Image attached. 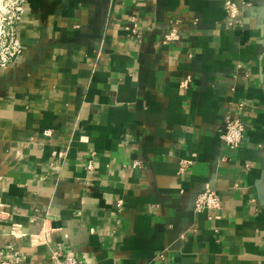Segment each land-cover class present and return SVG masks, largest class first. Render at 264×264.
Wrapping results in <instances>:
<instances>
[{"label": "crops", "instance_id": "0c3cea01", "mask_svg": "<svg viewBox=\"0 0 264 264\" xmlns=\"http://www.w3.org/2000/svg\"><path fill=\"white\" fill-rule=\"evenodd\" d=\"M18 34L0 70L6 258L264 264V0H27ZM228 117L247 126L236 150ZM206 190L220 209H195Z\"/></svg>", "mask_w": 264, "mask_h": 264}, {"label": "built area", "instance_id": "2783aa9c", "mask_svg": "<svg viewBox=\"0 0 264 264\" xmlns=\"http://www.w3.org/2000/svg\"><path fill=\"white\" fill-rule=\"evenodd\" d=\"M27 0H0V70L8 68L23 53V43L18 34V26L22 19L24 5ZM227 16L235 19L238 16V7L235 3L226 2ZM179 39L176 30H172L165 36L164 44L169 45ZM247 126L241 117H228L222 139L231 150L238 149L244 141ZM48 134V133H47ZM196 210H218L221 207V200L213 191H202L195 196L194 203ZM11 218V211H5ZM15 225L14 228H18ZM22 257L14 255L6 258L3 250H0V264H21ZM51 264H84L75 256L61 258L59 253L53 254Z\"/></svg>", "mask_w": 264, "mask_h": 264}, {"label": "water", "instance_id": "95a60500", "mask_svg": "<svg viewBox=\"0 0 264 264\" xmlns=\"http://www.w3.org/2000/svg\"><path fill=\"white\" fill-rule=\"evenodd\" d=\"M0 159H1V157H0Z\"/></svg>", "mask_w": 264, "mask_h": 264}]
</instances>
